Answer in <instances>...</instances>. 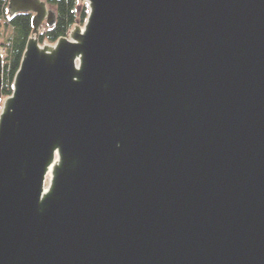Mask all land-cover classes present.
Instances as JSON below:
<instances>
[{
    "label": "water",
    "instance_id": "water-1",
    "mask_svg": "<svg viewBox=\"0 0 264 264\" xmlns=\"http://www.w3.org/2000/svg\"><path fill=\"white\" fill-rule=\"evenodd\" d=\"M80 2L8 0L0 264H264V0Z\"/></svg>",
    "mask_w": 264,
    "mask_h": 264
},
{
    "label": "trees",
    "instance_id": "trees-1",
    "mask_svg": "<svg viewBox=\"0 0 264 264\" xmlns=\"http://www.w3.org/2000/svg\"><path fill=\"white\" fill-rule=\"evenodd\" d=\"M56 11V22L52 27H45L39 36V42L54 44L59 38L67 36L75 25H84L88 17V4L80 0H45ZM8 0H0V38L4 52V98L12 94L13 83L18 72L29 38L31 37L32 14L18 13L9 16ZM1 110V104H0Z\"/></svg>",
    "mask_w": 264,
    "mask_h": 264
},
{
    "label": "rangeland",
    "instance_id": "rangeland-1",
    "mask_svg": "<svg viewBox=\"0 0 264 264\" xmlns=\"http://www.w3.org/2000/svg\"><path fill=\"white\" fill-rule=\"evenodd\" d=\"M44 27H47V26H44ZM4 40H5V37L0 38L1 48H2V42H4ZM3 54H4V52H3ZM1 106H2V104H1Z\"/></svg>",
    "mask_w": 264,
    "mask_h": 264
},
{
    "label": "built area",
    "instance_id": "built-area-1",
    "mask_svg": "<svg viewBox=\"0 0 264 264\" xmlns=\"http://www.w3.org/2000/svg\"><path fill=\"white\" fill-rule=\"evenodd\" d=\"M44 30H45V27H42V28H41V33H42Z\"/></svg>",
    "mask_w": 264,
    "mask_h": 264
}]
</instances>
